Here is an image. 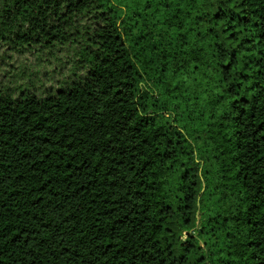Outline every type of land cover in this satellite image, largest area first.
<instances>
[{
  "label": "trees",
  "instance_id": "16d2710c",
  "mask_svg": "<svg viewBox=\"0 0 264 264\" xmlns=\"http://www.w3.org/2000/svg\"><path fill=\"white\" fill-rule=\"evenodd\" d=\"M1 48L0 264H264V0H0Z\"/></svg>",
  "mask_w": 264,
  "mask_h": 264
},
{
  "label": "rangeland",
  "instance_id": "374dc122",
  "mask_svg": "<svg viewBox=\"0 0 264 264\" xmlns=\"http://www.w3.org/2000/svg\"><path fill=\"white\" fill-rule=\"evenodd\" d=\"M4 51V48L0 49V81L4 80L7 82L11 79L12 75L21 74L23 71L28 73L35 72L37 70H41V72L45 71V69L40 66L37 56L33 54L21 57H17L15 55L12 59H7L6 62H1V56ZM7 72L9 73L7 74ZM5 74H7L6 77ZM40 76L42 78V74Z\"/></svg>",
  "mask_w": 264,
  "mask_h": 264
}]
</instances>
